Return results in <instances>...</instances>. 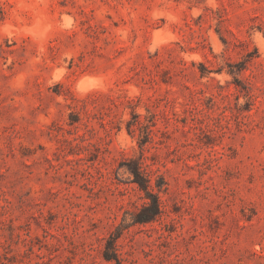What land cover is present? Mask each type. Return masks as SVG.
<instances>
[{
  "label": "rangeland",
  "instance_id": "1",
  "mask_svg": "<svg viewBox=\"0 0 264 264\" xmlns=\"http://www.w3.org/2000/svg\"><path fill=\"white\" fill-rule=\"evenodd\" d=\"M106 255L264 264V0H0V264Z\"/></svg>",
  "mask_w": 264,
  "mask_h": 264
},
{
  "label": "trees",
  "instance_id": "2",
  "mask_svg": "<svg viewBox=\"0 0 264 264\" xmlns=\"http://www.w3.org/2000/svg\"><path fill=\"white\" fill-rule=\"evenodd\" d=\"M134 182L138 184L139 188L145 192L146 198L149 199V201L145 202L144 206L140 210V213L137 215L138 218L135 220L139 223H146L152 219H154L159 214V203L156 198L148 189V184L145 181V179L141 176V174L138 171H134ZM148 210L151 211V213L148 216L141 217V214L144 212H147ZM105 259L107 261H115V264H120L117 258L112 256H105Z\"/></svg>",
  "mask_w": 264,
  "mask_h": 264
}]
</instances>
